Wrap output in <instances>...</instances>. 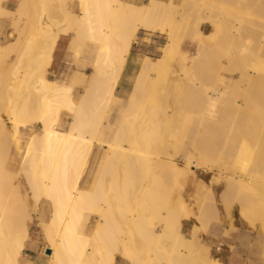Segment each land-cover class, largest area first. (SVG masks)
Wrapping results in <instances>:
<instances>
[{"label": "bare ground", "instance_id": "6f19581e", "mask_svg": "<svg viewBox=\"0 0 264 264\" xmlns=\"http://www.w3.org/2000/svg\"><path fill=\"white\" fill-rule=\"evenodd\" d=\"M28 1L18 0V6L13 12L5 7L10 0H0V20L12 18L13 28L9 38L7 37L8 42L0 44V65L2 64L0 70L6 67L3 65L4 62L6 65V61L1 60L2 57L10 59L14 52L17 55L19 53L20 58L27 60V63L25 62L27 65L24 63L23 66L26 65L29 70L26 72L24 68V75L17 76L16 72L12 71L14 69H11L12 73H8L11 75L7 79H2L3 72L0 71V86L3 88V95L8 96V99L4 96L2 98L9 101L8 108L4 105V108H7L6 116H0V145L5 144L8 150L7 157H9L6 168H3L6 161L3 162L0 159L3 164L0 165L2 167L0 168V189L3 178L7 185L11 183L10 186L16 183L13 182L14 179H19L18 174L8 170L17 165V158L11 157V143H14L22 127L28 129L34 126L38 132L35 131L28 143L19 174H23L26 179V189L31 199V201H25L27 216L32 217V210L35 212L43 201L50 207L49 220L42 219L41 223L39 222L42 226L43 238L45 237L48 243L46 248L51 252L48 256L49 264H115L118 257L123 258L128 264H196L199 252L198 245L194 241L199 239L197 227L200 224L198 225L194 220L202 222L209 213L214 212L213 209L211 211V205L215 204L213 189L202 182L196 183L194 191L189 196L194 209L189 208L181 198L171 205L169 203L171 199L168 197L166 199L162 195L165 201L161 202L162 196L157 195L152 188L154 183V186L157 185L155 180L157 178L158 182L160 177L157 175L161 171H164L161 172L163 175L164 173L167 175V171L171 172L173 177L171 173L170 177L177 183L181 180L185 182L192 180L190 175L191 173L195 175L196 169L209 174L213 173V175L210 174L213 178L209 184H225L223 193L218 187L217 190L222 194L219 199L223 198L225 205L223 208L227 209L226 212L232 213L236 210L242 219L251 223V225L248 223L249 226L254 227L255 223L258 224L257 227L264 234V0L257 1L258 4L256 2L257 5L252 8L250 6L255 4L250 5L252 0H243L247 3L242 5H250L248 8L247 6L243 8L241 5L243 1L237 0L241 6L239 7V2H236L238 7L234 6L237 9H234L235 11L229 10L233 4L227 9L228 4L226 3L225 6L220 0H180L179 9L178 4H174L172 0L167 2L147 0L148 2L146 1L147 3L143 5L126 0H78L81 9L79 15L65 8L63 13L60 10V13L64 14V22L67 25L65 29L63 28L64 30H60H63L64 35L72 30L75 33L73 42L80 38H82L80 41H83L85 38L97 44L95 75L93 74L90 78L91 83L89 82V86L85 88L81 99L76 101L73 92L77 84L74 82L68 85L61 84L39 74L38 79H34V81L37 80L32 89L34 90L32 93L35 94L34 99H38L36 108L33 106L35 109L28 103L31 102L30 97L26 99L25 104L22 102L21 106L17 103L23 100L24 91L30 90L29 83L33 82L31 79L34 78L31 76L30 72L34 74L31 69L39 67L37 60L42 50L38 52L40 48L38 43L43 39H46V43L50 39L52 45L58 42L59 34L56 32V26L59 27L60 23L57 22V24L56 19L53 21L54 13L52 12L55 7L58 11L59 2L63 1L64 4V0H39L40 15L37 14L38 0L35 2L37 5L33 3L35 8H32L31 4L32 11L36 10L35 15L31 12L35 21L33 20L30 25L31 34L26 37L25 42L22 41L20 44L19 41L23 38L21 35L24 32V21L26 22L28 15ZM55 1L59 4H55ZM249 1L251 2L248 3ZM170 12L175 13V16L172 14L173 16L169 17H173L172 19L168 18ZM162 18H168L169 29L162 27V24L160 27L159 20ZM207 24L213 26V28L210 27L213 30L206 36L208 41H211L209 45L203 37ZM158 28L159 31L167 33V42L163 46L162 55L156 59L146 55H134L132 49L138 32L140 30L157 31ZM188 38L192 39V43L186 45L185 40ZM218 38L221 39V46L215 47L212 41ZM42 45L41 48H43ZM76 46L75 49L78 47ZM187 46L195 50L190 56L184 51ZM208 51L211 54L220 51L223 61L219 60L216 64L214 63L216 61H210L214 66L207 72L197 70L194 65L201 67L203 61L206 63L205 60H211L206 59L209 55ZM48 54L46 55L45 52L43 59L46 56L48 58ZM180 58H182L183 66L178 65L182 69L178 72L177 79L169 81L173 86L171 110L160 108L157 122L161 130L156 131L157 134L159 132L160 140L163 136L161 141L170 146L168 149L173 150L171 155L174 156L180 151L171 148L173 142L170 141L171 138H176L174 146L183 149L179 159L171 155L165 156L163 151L153 155L155 152L159 153L156 151L159 143L157 149L155 144V150L154 148L152 150L151 143L149 145L151 150L149 148L146 150L149 151L148 153L153 152L150 155L155 156L154 158L149 155L147 157L150 159L146 156V159L142 158L146 155L142 153L145 147L153 140H144L148 142L147 145L144 143L146 146L139 141L135 143V140H132L134 135H139L138 137L143 139L142 136L145 134L139 130L142 136L140 134H129L132 138L126 134L124 136L123 133L126 132L121 126L125 123L120 126L112 142L104 141L100 135L104 126L105 110L115 98L126 95V92H119L125 67L131 65L138 70L131 91L127 95L129 105L126 112L134 115L143 111L140 108L142 107L140 98L143 100L144 97L146 104H151L156 97L163 94L166 96V88L164 89L162 84L163 76L165 77L169 67ZM49 59L52 60L53 57ZM188 61L191 62V69L187 68ZM204 63L203 67H206L208 64L204 65ZM9 65L7 63V66ZM8 69L10 67L5 69V74ZM203 72L205 74L202 75ZM34 75L36 77L37 73ZM0 103L2 105L7 102ZM183 104L186 107L193 106L192 109H199L197 113L202 121L200 127L202 126L205 130L202 134L197 127L199 133L193 137L194 140L191 145L189 144V149L183 147L187 145L185 141L179 143L176 134L181 128L178 125L179 128L176 129V125L185 111ZM188 108L190 107L188 106L186 110ZM150 110L149 115L153 112L151 110L150 113ZM63 111L73 115L67 130L59 126ZM140 114L142 115L143 112ZM140 114L139 118H135L134 115V118L130 119L127 117L129 114L126 113L127 122L128 119L131 120L128 125L132 123V120L134 123L136 119L139 121ZM149 115H147L148 118ZM146 119L140 120L141 123ZM124 120L123 122H126ZM148 120L151 126L154 119ZM138 121L136 123H139ZM147 126L145 124L144 128ZM150 126L148 128H151ZM133 128L128 131L138 133L137 128L134 130ZM167 137H171L169 141L171 145L165 141ZM147 138L150 139V136L148 135ZM124 141H127L129 146L131 144V147H125ZM137 142L141 144L140 147L145 146L141 149L142 155L139 156L136 151L139 149ZM95 147L100 148L102 152L96 154ZM93 157L95 158L93 178L84 188L83 183ZM9 173L13 174L12 178L5 177V175L10 176ZM9 179L13 180L10 182ZM162 180H159L161 184ZM170 181L173 182L172 179ZM138 185L141 186L138 187L139 189ZM19 186L21 184L13 188ZM159 187L162 188V185ZM18 189L21 191L20 187ZM161 192L164 194V189ZM211 200L213 203L210 202ZM121 203L124 204V208L121 207ZM217 212L210 215H213V218L216 217L213 219L216 221L218 216L214 215L219 214L220 210ZM15 213L11 199L5 197V200L0 203V264H29L26 249L31 245L30 230L25 228L21 232H13L11 216ZM210 216L209 219L212 218ZM224 216L226 217L227 213ZM93 217L97 218L94 225H92ZM235 218H231V221ZM219 219L221 221V217ZM204 222L209 223L208 220L202 223ZM189 223H194L195 226L191 236H186L184 229ZM204 224L205 228L206 223ZM157 227H160L161 231H158ZM206 229L207 227L202 228L204 231ZM165 239H169L174 247L171 252L168 251L169 253L162 251ZM221 247H223L222 244L216 249L218 252L221 251L220 253H222ZM212 261L210 264L217 263L216 260Z\"/></svg>", "mask_w": 264, "mask_h": 264}, {"label": "rangeland", "instance_id": "374dc122", "mask_svg": "<svg viewBox=\"0 0 264 264\" xmlns=\"http://www.w3.org/2000/svg\"><path fill=\"white\" fill-rule=\"evenodd\" d=\"M126 1L132 2V3L137 4V5H143V4H146L148 2L147 0H126ZM163 1L167 2L169 0H163ZM172 1H173L174 4H176V5L178 4L177 5V8L179 9L180 8V5H181V1L180 0H172ZM220 1H222L225 6L228 4L226 6V8L227 7L229 8L233 4V6H232L233 9L230 7L231 9H229V10H234V9L237 10L236 8H234L235 5L237 6V4H235L237 2V0L236 1L235 0L234 1L233 0H220ZM224 1H225V3H224ZM253 1L254 0H252V2L251 1L248 2V3L251 2L250 5L253 4V3H255L254 5H251V6L248 4L251 8L252 7H255L258 4L257 1H259V0H255V2H253ZM35 2H36V0L34 2H32V0H29L28 1V15H27V20H26V22L24 21V23H25L24 28H23V31L24 32L21 35L23 38L20 41L18 39V41L20 42V44L22 43V41L25 42L26 39H27L26 37L31 34L30 33V25H31L32 21L34 20L33 19L34 15H35L34 12H36L35 9L32 11V8H35L36 7L35 5H33V3L37 5V3H35ZM62 2L63 1H60L59 2L61 5L58 2H56L55 4H59L60 8H59L58 11H56V9H58V8L55 7V10H54L55 12L54 11L52 12L55 15V18H54V15H52L53 16V19H54L53 21H55V19H56L55 22L56 23L57 22L60 23L59 24V27L60 28L57 25L58 23L57 24L55 22H54L55 24L53 23L55 26L57 25L56 26V32H58L59 38H60V36L64 35L62 31L65 29V27H67V25L64 22V20H65V17H63L64 14H62L63 13V8L73 11L71 7L74 6L76 12L78 13V11H79L78 8H77V2H78V0H67V2H65V0H64V4L65 5ZM256 2H257V4H256ZM242 3H247V2L246 1L241 2V5H242ZM17 4H18V1L17 0H13L9 4H7L5 7L7 9L15 12L16 7H17ZM31 4H32V8H30ZM55 4H53V5H55ZM239 4H240V2L238 3V5ZM62 5L64 7H62ZM241 5H239V7ZM246 6H247V4H246ZM246 6H243V8L244 7L246 8ZM249 6H247V8ZM39 8H40V6H39V0H38L37 14L40 15L41 14V11H40ZM60 10H62L61 11L62 13H60ZM31 12H33L34 15H32ZM56 12H58V13L56 14ZM80 13H81V9H80ZM80 13H78L77 15H79ZM172 14H173V12H172ZM172 14L170 12L168 14L169 15L168 18ZM173 15L175 16V13ZM168 18H162V19L159 20L160 27H161V24H162V27H164L165 29L166 28L169 29V20H168ZM172 18H169V19H172ZM11 23H12V18H10V19L9 18L8 19H1L0 20V34H1V36L4 37V39H0V44L1 45L2 44H5V42H8V39L6 38V36L8 35L9 32L13 31V28L11 26ZM61 23L63 25H61ZM210 27L213 28V26L211 24H207L205 26V30L206 31H205V33L203 35V37H205L204 39L206 40L207 45H209V43H211V41H208V39L206 38V36L211 32V30H213ZM60 29H63V30H60ZM159 30H160L159 28H158L157 31H154V30H150V31L149 30H144V31L143 30H140L138 32V34H137V37L135 38V44L133 45V49H132L133 54L134 55H140V56H145L146 55V56L151 57L152 59L159 58L162 55V53H163L162 52L163 51V46L167 42V33H163V32H161ZM69 33H72L73 36L75 35V33L72 30L69 31ZM80 39H82V38H80ZM80 39H76V40L80 41ZM69 40H70V38L68 39V41ZM76 40H75V42L72 43L73 44L72 45L73 48L71 47V49H70V52L72 53V56H71V53L69 52L68 47H67V50L64 53L62 59L57 60L56 62H55V50L57 48V43L58 42H56L55 44L52 45L50 39H49V42L48 43H46L47 42L46 39L41 40L39 42V43H41V45H42V43L49 44V45L44 44V46L42 45L43 48L45 47L44 50H43V48H41V45L38 43V45L40 47L38 49L39 50L38 52H41V50H42V52L39 53L40 56H38V53H36L37 56L39 57V59L37 60V62L39 64L38 65L39 67L38 68L36 67L34 69H31V70L34 71V74L37 73V75L35 77V75L32 74L33 72H30L31 73V76L34 77V78L32 77L33 79H31V80H33V82L30 81V83H29V88H30L31 91L30 90L29 91L27 90V92L24 91L23 96H22V99L23 100H20L17 103L19 106H21L22 105V102L24 103L26 101V99L27 98L29 99V97H30L31 102H28V103L31 104V108H34V107L36 108V104H37L36 102H38L37 101L38 99L37 100L34 99L35 96L33 97V95H35V94L32 93V91H34L32 89H34V86L36 85V80L38 79L39 74L40 75L43 74L45 76L48 72H49L48 74L52 76L51 77L52 79L57 78L60 82H64V83H69L70 77H71V75L75 71H82L85 74H87V75H81V76L79 75V79H78L79 81L78 80L76 81V84H78V85H77V87H76V89L74 91V99L76 101L79 100V98L81 97V93L84 92L85 91V88L87 86H89V84L91 83L90 78L93 77V74L95 75L94 67H95V61H96L97 56H98V49H97V44L95 42L91 41L90 39H85L84 38L83 41L82 40L80 41L82 44L80 42L76 41ZM185 42H186V45H189L190 43H192V39L190 38V40H189V38H188V39L185 40ZM220 42H221V39H219V38L217 40H215V41H212V43H213V45L215 47H217V45L218 46L219 45L221 46V43ZM80 44L82 45V47H81ZM45 45L47 46V49H46V46ZM68 46H69V44H68ZM75 46L77 47L76 48L77 50L75 49ZM45 49H46V51H45ZM51 51H52V56H51ZM184 51L187 52V55L190 56L195 50H194V48H191V47H188L187 46ZM45 52H46V55L49 53L48 54V58L46 56L43 59V57L45 56ZM208 52H209V55H207L208 58H206V59L209 60V58H210L211 60H209V61H206L205 60L206 63H204V61H203L202 64H201V67L198 66V65H194V67L197 68V70H199V71L202 70L204 72H207V71H209V70L212 69L211 67L214 66V64H213V66L211 65V62L216 61V62H214L216 64V63H219V60L220 61H223L222 57L220 56V54H221L220 51H216V54L215 53L211 54L210 51H208ZM12 55L13 56L10 59L9 58L6 59L5 57H2V59H1V60L6 61V65L4 64L5 62L3 63V65L6 66L5 69H7V68L10 67V69H8V72H6V74H5V71L6 70L4 68H3L4 70L1 68V70L3 72V73L1 72L3 74L2 75V79L9 78L10 77L9 75H11V74H8V73L9 72L12 73V71L13 72H16L17 76L24 75L23 74L25 72L24 71L25 70L24 68H26V70H27L26 72L29 71L27 69V66H26L27 65L26 64L27 63V60L26 59L20 58L21 55L19 53L17 55L14 52ZM49 55H50V57H49ZM212 55H213V57H212ZM214 56H216V57H214ZM52 57H53L52 60L49 59V58H52ZM9 62H10V65H9ZM209 62H210V68H209V64H208ZM7 63H8L9 66H7ZM24 63L26 65L23 66ZM46 63H48V64H46ZM175 63L171 67H169V69H168V71L166 73L167 76L166 75H165V77L163 76V83L162 84H163L164 89L166 88V90H165V92H167V94L165 93L166 96H164V94H163V96L156 97V99L151 102L152 105L150 103H149L150 105L148 103L146 104V102L144 100V97H143V100H141V98H140V101H142V103H141L142 104V107H140V108H142V110H143L141 112H143V114H145V116H142L143 114L141 115L140 114L141 112H139V114L141 115V118H143L144 120L147 118L146 119L147 122L145 121V122H142L141 123V121H143V119H141V118L139 119V121H138V119L135 120L136 122L138 121L139 123H136V122L134 123L133 120H132V123L131 122H130L131 124L129 123L130 127L128 125V122L131 121L130 119L134 118L133 117L134 115L136 116L135 118H137L139 116V114L137 113L138 114V116H137V114H134L133 115V114H130L129 112H126V110L128 108V105H129V99H127V95L131 91V88L133 86V83H134V80H135V77H136V74H137L138 70H137V68L136 69L133 68L134 66H131V65H128L127 67H125L124 71L122 72L121 81H120V84H119V92H121V93L126 92V95H122V97L115 98L112 102H110L111 104H109L110 105V106H108L109 108L107 107V110H105V116L103 117V121H104L103 125L104 126H102L101 135H100L101 138L104 141L112 142L113 139L115 138L116 132L119 131L120 126L123 123H125L127 125L124 124V125L121 126V127H123L124 132H126V133H123L124 136H125V134L127 136H130L129 134H133V135L134 134H140L142 136V133L144 132L145 135L142 136L143 139H141L140 137H138L139 135L138 136L137 135H134L135 136L134 137L135 139L131 137L132 135L130 136L132 138V140H135L134 141L135 143H136V141H139V143H141V144L143 143L142 145H145L144 143H146V145H147L148 142H145V141L153 140V141H150V144H148V146H146V145H145L146 147L143 146V147H145V149L143 147H140L141 144H139L137 142V144L139 146L138 147L139 149L136 150L139 153V154L137 153L138 156L139 155H142V153H144V154L146 153V155H143V157L142 156H140V157L145 158V156H146V158H149L150 156H152V158H154L155 156H153V155L160 154L159 151H163L162 153L165 156L173 154V150L172 151H169V149H168L170 146H168V144H163L165 142H162L161 141L162 138H163V136H161V140H160L158 138V137H160L158 135L159 132L157 134L156 131H158V130L160 131L161 130L160 125L157 122V120H158V112H159L160 108L161 109H166V110H169V109L171 110V106H172L171 103L173 101L172 100V96H171L173 91H171V90L173 89V86H172V83L169 82V81L170 80L173 81V79H177L178 74H179L178 72H180V70L182 69V68H180V66H183L181 64L182 63V58L176 60ZM203 63H204V65L205 64H208V65H206V67H203ZM186 65H187V68L190 67V69H191L192 66H190L191 65V62L190 61L186 62ZM53 67H55V70H56L55 73H53L52 70H51ZM194 67H193V69H194ZM11 69H14V70L11 71ZM37 69H39V70H37ZM39 71H41V72H39ZM204 72L202 73V75L205 74ZM200 74H201V72H200ZM5 76H6V78H5ZM0 78H1V74H0ZM35 78H37V79L34 81ZM164 82H166V83H164ZM168 83H170V84H168ZM165 84H167V85H165ZM167 88H168L169 91L167 90ZM0 89H2L1 92H0V99L2 98V96L7 97L5 99H8V96H6V94L3 95L4 92H3V88L1 86H0ZM2 99H3V101H2ZM2 99L0 100V102H3V103L7 102V103L6 104H2V105L0 103V105L2 106V107H0L1 108L0 109V116H6V114H5L6 112L5 111L8 108V104H9L8 102L9 101L8 100H5L4 98H2ZM4 100H5V102H4ZM145 104L146 105H149L148 106L149 108L152 107L151 110L153 112L148 107H146ZM4 105H7V108H4L5 107ZM188 106L190 107V108H188L189 111L186 110ZM188 106L187 107L186 106L184 107V110L185 111L183 112V115L181 117L182 120L180 119V121H178V124L176 125V129L181 126L180 130L176 133L177 134V137H178L177 140L179 139V143L181 141H185L186 142L187 145H184L183 146L185 149H187V148L189 149L190 148L189 144L191 145L193 143V140H194L193 137H196L197 136V133H199L201 131L202 134H203L205 132V130L203 129V127L202 126H201L202 128L200 127L202 121H201V116L197 113V110L199 111V109H197V110H196V108H193L192 109L191 107H193V106H190V105H188ZM147 108L150 110V113L152 112V114H150V115L148 114L149 113V110ZM106 111H108V112H106ZM190 111H192V113ZM188 112H190V113H188ZM126 113L129 114V116H127V117L130 118V119H128L129 120L128 122H127ZM193 113H195L196 115H194ZM146 114L149 115L150 120L154 119L152 122L150 121L152 123L151 126H150V124H148L149 123V120H148L149 118H148V116ZM131 115H132V117H130ZM151 115H152V117H151ZM72 117H73L72 114L70 115V113L68 111H64L63 114H62V120L63 121H60V123H59L60 128L61 129H64V130L65 129L67 130L68 127H69V124L71 122ZM125 117H126V120H124ZM123 120L126 121L127 123L126 122H123ZM180 122H182V123H180ZM189 122H190V124H189ZM143 123H144V125H143ZM157 123H158V125L155 126L154 124H157ZM135 124H137V126ZM139 124H140V126H139ZM145 124H146V126L147 125L148 126L144 128ZM178 125H179V127H178ZM134 126H136V128H137L136 131H138V133H136V132L130 133V131H128L129 129H132ZM149 126L151 128H148ZM187 127H189V128H187ZM197 127L199 128V132L197 131V129H198ZM134 128H133V130H134ZM155 128H157V129H155ZM182 128H183V130H182ZM35 129L36 128H34V126L29 127L28 129L22 127L21 130H20L21 132H19V134L16 136L14 143H11V146H10L11 157L12 158H14V157L17 158V166H16V169L15 170H11V169H8V170L11 171V172H13V174H18V178L19 179H14V180L13 179H11V180L9 179V180H10V182L13 180V182L15 181L16 183L21 184V186H19L20 189H21V191L18 189L19 187L18 188H13V186H18V184L14 183V185L10 186L11 183L9 184V182H8L9 185H7V183L4 182V178H3L2 185H1V189H0V191H1L0 192L1 193L0 194L1 195L0 196V203L5 200V197H8V198L11 199V205L14 206V209L16 211V213L13 214V216H11V225H12V228H13L12 230H13L14 233L21 232L25 228H29V230H30V242H31V245H29L28 248L26 249V255H27V259L29 260L28 261L29 264H49V261L50 260H49V257L48 256L50 255L51 252L46 248V247H48V243H46L47 241H46L45 237L43 238L44 234L42 232V226L40 224L41 223L40 220H42V219L45 220V221H48L49 220L50 215H51V213H50L51 212L50 211V207L46 204V202L43 201L40 204V206L37 208V210H38V211L36 210L37 212L36 211L34 212V210H32V212H31L32 213V217L27 216L26 210H25V203H26L25 201H31V199H30V196H29V192L26 189L27 188V185L25 184L26 183V179L24 178L23 174H19V171H20V168H21V162H22L23 156L25 154V151L27 150L28 142L34 136L35 131L38 132L37 131L38 129H36V130ZM139 130L142 133H139ZM149 130H151V131H149ZM153 130H154V132H152ZM203 130H204V132H203ZM110 131L112 133H109ZM145 131L147 133L148 132L149 133L147 134ZM109 134H111L112 136L109 135ZM148 135L150 136V139L147 138ZM190 135H192V137H189ZM136 136H137V138H136ZM152 136L154 137V139H151V138H153ZM170 138L171 137H169V138L167 137V140H165V141L168 143L170 141ZM191 138H192V140H191ZM142 141H144V142H142ZM175 141H176V138H171V141L170 142L171 143L173 142V143L171 145V143L169 142V144L171 145V148L173 147L174 150L177 149L176 151L179 150L180 152L179 153L176 152L175 153L176 156H174V155H171V156H174V158L179 159V157L181 156V154L183 152V149L176 148L174 146V142ZM126 142H125V144L123 143L124 146L126 145L125 147H131V144L129 146L128 145L129 143L128 142L126 143ZM151 143L153 145V147L150 146V148H152V150L155 147L154 146L155 144H156V149H157V144L159 143L158 147L161 150H159V148H158V150H156L159 153H156V152L153 153L152 152L153 155H150L152 153H148L149 151L148 152L146 151L149 148V145H151ZM142 148L146 152L145 151L142 152L141 151ZM0 149H1L0 150V153L3 151L0 154V156L2 155L1 156L2 158L0 157V159H2L3 162L6 161L4 163L5 165H3L2 164V160H1V162H0L1 164L0 165H3V168H6L7 165H8V162H9V160H8L9 157H7V151L8 150H7V147L5 146V144L0 145ZM94 150H95L96 154L102 152V150L100 148H97V147H95ZM138 150H140V152ZM154 150H155V148H154ZM169 152H172V153H169ZM163 154H162V156H163ZM147 155H149V157H147ZM165 156H163V157H165ZM5 157H7V159ZM94 163H95V158L93 157L91 159V161H90L89 166H88L87 176H86V179L84 180V183H83V187L84 188L89 185L90 181L93 178L92 175H93L94 169H95ZM0 168H2V167L0 166ZM194 171H195V175H194V173L193 174L191 173V175H190L192 177V180L190 179V180H188L186 182L183 181V180H181V181H179V183H177L175 181L178 184V185L176 184V186H174L175 185V182L173 181L174 178H172L173 177V174L171 172H168L167 171V173H168L167 175H166V173H164V175H163V173H161V172H164V171H161L160 173L158 172L159 174L157 173L158 174L157 176H159L161 180L163 179L162 180L163 182L161 184V181H159L160 179L158 177V179H159L158 180L159 184H158L157 178H156V180H155V182L157 184L156 186L159 187V186L162 185V188L167 193V196H166V193L165 192H164V194L161 192V190H163L161 187L158 188V187L154 186L155 183H154V185H153L152 188H154L153 190H154V192L156 191L155 193L157 195H159V196L164 195L166 197V199L170 198L171 200L169 201V203L171 205L175 204L177 202V200L179 198H181L189 206V208L194 209V206L191 203V199H190L189 196L194 191L195 186H196V183L202 182L205 186L208 187L210 185L212 187V189H213V196H214L213 199H215V200H213V202L216 205L215 204H212L211 205V211L213 209V211L216 212V213H218L217 212L218 210H220V212H219V214H215L214 215V216H218L217 221L216 220H213V219H216V217L213 218V215L210 216L211 214H214V212H211V213L208 214L212 218L209 219V216L207 215V217L203 220V221H205V220L207 221L208 220V222H209L208 224H207V222H204V223H206L205 228L207 227V229L205 231L202 230V228L205 229L204 228V225L205 224L202 223L203 221L201 222L199 220H194L195 222H197L198 225L200 224L199 227H197L199 230L196 228V231L198 230L197 233H198L199 239L194 241L198 245V247H197L198 250L197 251L199 252L198 255H197L196 264H210L214 257L215 258H214L213 261L216 260V262L218 264L219 263L226 264L227 262H229L232 259L235 260L238 264H248V263L249 264H264V258H263L264 257L263 256L264 255V234H262L261 231H260V229L257 227L258 224L256 225V223H255V226L254 227L256 229H254V227H252L253 225L252 226H249V224L251 225V223L249 221L245 220V219H242L239 216V214L237 213L236 210H234L232 213L226 212L227 209L226 208L225 209L223 208V205H224L223 204L224 203L223 198L222 199H219L222 196V194L220 193L219 190H221V192L223 193V191L225 190V187H224L225 184H223V183L216 184V185L213 184V183L212 184H209L210 180L212 181L211 178H213V176L211 177L210 174L213 175V173H210L209 174V173H206V172H202L203 170L201 171L199 169H196ZM2 173H3V171H2ZM170 173L172 174V177H170L171 176ZM13 174L10 175V173H9L10 176H6L5 175V177L6 178L11 177ZM161 176H162V178H161ZM166 176H169L170 179H169V177H166ZM164 177H165V179H164ZM22 179L24 181H21ZM171 179H172L173 182L170 181ZM6 181H8V179ZM4 183H6V184H4ZM168 184L169 185L172 184V186L171 185L168 186ZM139 185L137 186V188L138 187H141ZM217 187L219 188V190H217L218 189ZM155 188L156 189L158 188V189L155 190ZM157 192L158 193L161 192L162 194L161 193L158 194ZM216 197H218V198H216ZM160 199H162L161 202L165 201V199H164L163 196H162V198L160 197ZM174 199H176L175 202H174ZM210 202L213 203L212 200ZM123 206H124V204L122 205V203H121V207H123ZM40 207H41V209H40ZM213 207L218 208V209H216L217 211ZM123 208H120V209H123ZM225 212L227 213V216L226 217L224 216V215H226ZM220 214H221V216H219ZM237 214H238V216H237ZM229 215H231V216H229ZM228 216L231 217V218H235V217L236 218L231 221V218H229ZM220 217H221V221L219 219ZM229 221L231 222L230 223L231 225L229 224ZM96 222H97V218L93 217V219H92V225H94ZM194 226H195V224H194ZM157 230L158 231H161V228L160 227H157ZM184 233H185L186 236L187 235L188 236H191L190 233H188L186 230H184ZM166 241H169V239L168 240L165 239L163 241V244L165 246L162 247V249L164 248V250H162V251L164 253H169L168 251L171 252V249L174 248V247H172V243H170V241L169 242H166ZM220 244H222V246H223L221 248H222V253H224V254L220 253L221 251L218 252L216 250L217 249V246L220 245ZM213 254H214V256H213ZM218 254H219V256H218ZM216 255H217V257H216ZM217 259H218V261H217ZM221 260H223V261H221ZM217 263H215V264H217Z\"/></svg>", "mask_w": 264, "mask_h": 264}, {"label": "crops", "instance_id": "0c3cea01", "mask_svg": "<svg viewBox=\"0 0 264 264\" xmlns=\"http://www.w3.org/2000/svg\"><path fill=\"white\" fill-rule=\"evenodd\" d=\"M11 1H13V0H10V2ZM18 1V0H17ZM17 6H18V4H17ZM72 8V10H73V12L75 13V14H78V13H80V6H79V3L77 2V8H78V13L76 12V10H75V7L73 6V7H71ZM9 34H10V32L8 33V35L6 36V38L7 37H9ZM61 38V39H60ZM60 38H59V40H58V43H57V48H56V50H55V62L57 61V60H60V59H62V57H63V55H64V53L66 52V50H67V47H68V50H69V52H70V49H71V47L70 46H72V43H73V34L72 33H68L67 35H62V36H60ZM70 38V40L68 41V39ZM72 38V39H71ZM0 39H4V37L3 36H1V34H0ZM68 44H69V46H68ZM71 44V45H70ZM71 53V52H70ZM71 56H72V53H71ZM52 72L53 73H55L56 72V70H55V67H53L52 69ZM49 73V72H48ZM46 74L45 75V77L48 79V80H50V81H54V82H58V83H61V84H73V82L76 84V81L79 79V75L81 76V75H87V74H85L84 72H82V71H75L72 75H71V77H70V81H69V83H64V82H60L57 78H54V79H52L51 77V75H49V74ZM78 76V77H77ZM76 78V79H75ZM78 85V84H77ZM77 85H75V88H74V91H75V89H76V87H77ZM82 94H83V92L81 93V97H82ZM73 97H74V92H73ZM81 97L79 98V100L81 99ZM78 100V101H79ZM64 112V111H63ZM63 112H62V114H63ZM62 114H61V118H60V121H63L62 120ZM71 115V114H70ZM4 117V116H3ZM21 132V131H20ZM28 132V131H27ZM29 143V142H28ZM17 166V165H16ZM16 169V167L15 168H11V170H15ZM189 226V227H188ZM190 226H191V228H190ZM193 227H194V224L193 223H189L186 227H185V229L184 230H186L188 233H190L191 234V231H192V229H193ZM115 264H128L123 258H121V257H118L117 258V260H116V262H115ZM226 264H238L235 260H230L229 262H227Z\"/></svg>", "mask_w": 264, "mask_h": 264}]
</instances>
